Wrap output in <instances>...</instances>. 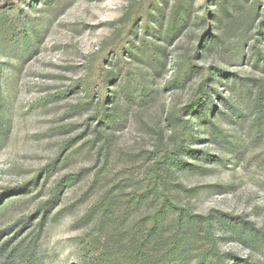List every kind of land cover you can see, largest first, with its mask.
Masks as SVG:
<instances>
[{"label": "rangeland", "instance_id": "obj_1", "mask_svg": "<svg viewBox=\"0 0 264 264\" xmlns=\"http://www.w3.org/2000/svg\"><path fill=\"white\" fill-rule=\"evenodd\" d=\"M0 105V264H83L162 190L250 222L256 244L215 227V250L264 264V0H0Z\"/></svg>", "mask_w": 264, "mask_h": 264}, {"label": "trees", "instance_id": "obj_2", "mask_svg": "<svg viewBox=\"0 0 264 264\" xmlns=\"http://www.w3.org/2000/svg\"><path fill=\"white\" fill-rule=\"evenodd\" d=\"M233 5L239 6L237 3H233ZM187 17V14L180 12V14H177L176 21L184 24L186 23ZM159 58V55L154 56V60L151 61V69L160 66L158 62ZM156 94L157 92L154 89H146L140 95L141 103L147 105L153 101ZM106 99L115 105L114 95H107ZM0 109H2L1 105ZM207 109L206 106L202 105L198 119L200 122L212 123L208 121ZM108 112L104 111L99 116V126L102 124H110L117 119L119 110L115 109V106ZM232 115H237V112H234ZM178 165V163H175V166ZM181 169H187V167L182 166ZM71 177L72 175H65L56 183L53 196L45 202V206L53 205V201L58 199L60 191L67 187ZM161 179L162 176H160ZM162 192L165 200L162 201L160 207L149 215L147 219L145 218V220H140L137 223L138 228L136 230L133 226L129 230L126 229L125 238L113 239V241L108 240L103 245L102 250H94L93 256L91 257L88 254V250H83L81 252L82 263L192 264L193 260L198 259L196 264H210L207 260L210 259L211 261L213 260L214 264H224L222 256L215 250V227H218L224 233H229V237L235 242L243 244H247L248 242L256 244L258 242L257 238L260 234L258 229L252 226L250 222L239 218H230L226 215L212 217L189 213L188 210L175 203L167 194L166 190H162ZM168 208L178 211V215L172 220L175 226L171 233H167L168 227L165 224V217L161 216L163 211ZM108 213H105L106 218H108ZM171 225L172 223H170ZM111 247H114L115 250H109ZM233 264L249 263L242 259L240 261L234 260Z\"/></svg>", "mask_w": 264, "mask_h": 264}]
</instances>
